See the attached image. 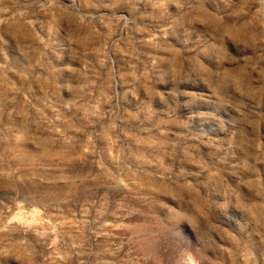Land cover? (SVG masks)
<instances>
[{
	"label": "rangeland",
	"instance_id": "obj_1",
	"mask_svg": "<svg viewBox=\"0 0 264 264\" xmlns=\"http://www.w3.org/2000/svg\"><path fill=\"white\" fill-rule=\"evenodd\" d=\"M0 264H264V0H0Z\"/></svg>",
	"mask_w": 264,
	"mask_h": 264
}]
</instances>
